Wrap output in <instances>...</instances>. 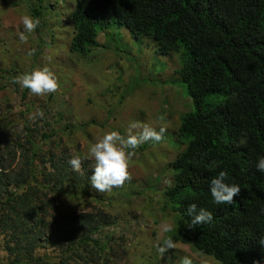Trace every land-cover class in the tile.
Wrapping results in <instances>:
<instances>
[{"label":"trees","instance_id":"1","mask_svg":"<svg viewBox=\"0 0 264 264\" xmlns=\"http://www.w3.org/2000/svg\"><path fill=\"white\" fill-rule=\"evenodd\" d=\"M72 22V52L85 55L99 45L100 31L127 26L136 37L152 36L158 52L179 53L192 109L182 116L178 137L185 148L171 163L173 184L164 191L184 223L168 239L221 264H264L258 243L264 236V173L255 169L264 156V0H76ZM4 145L0 140V234L7 261L0 257V264H100L108 245L95 234L107 215L58 216L48 196L51 187L72 188L70 195L83 200L91 187L87 161L73 171L68 160L76 155L52 152L42 183L38 165L26 156V168L8 182ZM32 151L39 154L37 147ZM221 171L240 187L232 204L211 197L210 181ZM191 204L211 212L212 222L187 229ZM48 243L61 249L59 261L38 254Z\"/></svg>","mask_w":264,"mask_h":264},{"label":"rangeland","instance_id":"2","mask_svg":"<svg viewBox=\"0 0 264 264\" xmlns=\"http://www.w3.org/2000/svg\"><path fill=\"white\" fill-rule=\"evenodd\" d=\"M75 3L0 0V140L6 146L1 154L7 181L26 168V156L38 165L35 173L43 183L52 152L80 156L92 169L94 161L86 158L88 149L105 132L125 134L131 124L138 126L133 132L145 125L156 130L165 127L161 142L148 141L134 151L128 167L131 178L122 186L105 192L91 186L83 200L70 195L72 188L65 193L48 187V196L55 201L52 210L56 215L58 211L107 215L108 222L95 234L108 245L100 264H180L185 256L192 264H221L181 242L163 255L158 251L161 242L184 223L164 195L173 184L171 163L185 148L178 137L181 119L192 109L179 73V53L158 52L152 36L136 37L127 26L100 31L99 45L85 55L72 52ZM25 15L40 21L31 33L21 23ZM21 32L24 41L19 39ZM42 67L54 73L57 91L25 94L15 79ZM33 147L39 149L38 155L33 154ZM165 225L172 230L164 232ZM49 245L38 254L59 261L61 249ZM2 246L0 234V257L7 261Z\"/></svg>","mask_w":264,"mask_h":264},{"label":"clouds","instance_id":"3","mask_svg":"<svg viewBox=\"0 0 264 264\" xmlns=\"http://www.w3.org/2000/svg\"><path fill=\"white\" fill-rule=\"evenodd\" d=\"M21 23L25 32H33L39 25L38 18L28 15L21 17ZM19 39H26L23 32L19 33ZM31 51L29 55H31ZM22 88L28 89L35 95L55 93L58 89V81L54 73L48 67H42L18 76L15 81ZM42 115V113H38ZM136 124H131L125 134L117 130L105 132L94 144L88 149L86 158L94 161L92 175L89 182L92 188L99 192L111 191L114 187H120L126 180L131 177L128 167L129 160L134 151L142 144L148 141L161 142L166 132L165 127L159 130L145 125L140 131L133 132L137 128ZM82 158L73 156L68 160V164L73 171L81 169ZM255 169L264 173V156H259L255 163ZM209 191L213 202L216 204H232L233 197L240 192L239 185L226 182V174L221 171L210 181ZM188 216L191 217L187 229H193L196 225L208 224L213 220L212 213L204 208L197 210L196 204H191L187 208ZM170 225H165L164 232L171 231ZM261 247H264V236L258 239ZM175 247L174 241L165 239L158 247V251L163 255ZM180 264H192V260L185 256L181 259Z\"/></svg>","mask_w":264,"mask_h":264}]
</instances>
